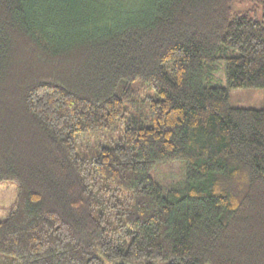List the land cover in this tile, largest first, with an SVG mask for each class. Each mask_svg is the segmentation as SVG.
I'll return each mask as SVG.
<instances>
[{
    "label": "trees",
    "instance_id": "16d2710c",
    "mask_svg": "<svg viewBox=\"0 0 264 264\" xmlns=\"http://www.w3.org/2000/svg\"><path fill=\"white\" fill-rule=\"evenodd\" d=\"M137 80L144 119L80 156ZM232 88H264V0H0V264H264V107ZM176 159L164 192L150 172Z\"/></svg>",
    "mask_w": 264,
    "mask_h": 264
},
{
    "label": "rangeland",
    "instance_id": "374dc122",
    "mask_svg": "<svg viewBox=\"0 0 264 264\" xmlns=\"http://www.w3.org/2000/svg\"><path fill=\"white\" fill-rule=\"evenodd\" d=\"M261 13L259 12V17ZM205 84L227 87L226 64L220 61L217 70H206ZM134 93L123 97L126 106V120L114 128L104 131L78 133L77 152L80 156H93L102 147H112L120 143L124 126L134 116L144 119L143 114L156 92L147 84L137 80L132 83ZM230 104L236 108L262 109L264 107V88H232L229 90ZM186 162L184 160L159 161L151 170V176L164 192L183 188L186 182ZM18 195V185L11 181L0 182V221L13 209Z\"/></svg>",
    "mask_w": 264,
    "mask_h": 264
}]
</instances>
